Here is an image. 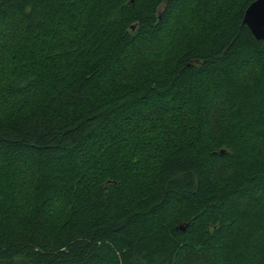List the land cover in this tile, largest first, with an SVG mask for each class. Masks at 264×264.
<instances>
[{
	"label": "trees",
	"instance_id": "16d2710c",
	"mask_svg": "<svg viewBox=\"0 0 264 264\" xmlns=\"http://www.w3.org/2000/svg\"><path fill=\"white\" fill-rule=\"evenodd\" d=\"M253 1L0 0V264H264Z\"/></svg>",
	"mask_w": 264,
	"mask_h": 264
},
{
	"label": "water",
	"instance_id": "95a60500",
	"mask_svg": "<svg viewBox=\"0 0 264 264\" xmlns=\"http://www.w3.org/2000/svg\"><path fill=\"white\" fill-rule=\"evenodd\" d=\"M242 24L249 29L255 40L264 41V0H254L248 5L243 13ZM222 153L223 151H220V154ZM189 224L177 228L183 231Z\"/></svg>",
	"mask_w": 264,
	"mask_h": 264
},
{
	"label": "rangeland",
	"instance_id": "374dc122",
	"mask_svg": "<svg viewBox=\"0 0 264 264\" xmlns=\"http://www.w3.org/2000/svg\"><path fill=\"white\" fill-rule=\"evenodd\" d=\"M176 15H177V11H174L173 17H176ZM170 27L171 26L169 25L168 31L170 30ZM153 39H157L156 42H158V44H159L162 40H164V35L161 34L160 37L157 36V38L156 37L147 38V43L155 42ZM165 59H166L165 57L161 58V60L159 61L160 64H158V67L165 68L167 66L168 62ZM218 104H221V102H219L218 100H215V101H212L211 103H209V106L211 107V109L213 111L212 115L215 117V118H213L214 121L212 119V122H211L213 125V129L219 131L227 119L228 112H227V108H225V110H223V109H219V108L214 107ZM225 106L227 107V104ZM214 111H216V112H214ZM224 165L225 164H221V163H214V162L211 163L210 169L213 170V173L217 178H220L222 175H225L226 167ZM27 171H28V169H27ZM207 260L209 261V259H207Z\"/></svg>",
	"mask_w": 264,
	"mask_h": 264
},
{
	"label": "snow or ice",
	"instance_id": "6c2138e0",
	"mask_svg": "<svg viewBox=\"0 0 264 264\" xmlns=\"http://www.w3.org/2000/svg\"><path fill=\"white\" fill-rule=\"evenodd\" d=\"M171 4H172V0H164V3L161 5L158 11V19L163 20V18L166 15H168ZM3 72H4L3 58L0 57V80H2L3 78ZM9 83H11V81ZM0 89H6V85L0 83Z\"/></svg>",
	"mask_w": 264,
	"mask_h": 264
}]
</instances>
